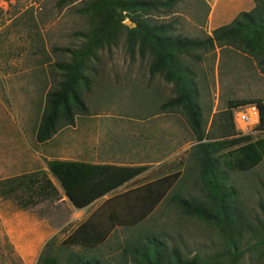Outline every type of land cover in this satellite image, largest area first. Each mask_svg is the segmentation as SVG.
<instances>
[{"label":"rangeland","instance_id":"374dc122","mask_svg":"<svg viewBox=\"0 0 264 264\" xmlns=\"http://www.w3.org/2000/svg\"><path fill=\"white\" fill-rule=\"evenodd\" d=\"M84 1L60 7L58 0H0V180L18 176L22 181L13 185L10 195H0V264H36L48 241V249L62 258L66 246L82 252L78 244L66 242L81 222L88 219L105 230L142 211L143 195L156 196L165 187V195L143 220L114 225L106 239L95 245L99 257L117 264L127 241L153 229L164 234L169 247L175 245L189 257L217 255L215 264H229L223 253L234 247L221 232L220 220L208 223L187 216L169 201L181 186L186 195H203L194 159L197 141L181 108H161L176 96L173 83L160 73L150 74V54L129 53L123 30L112 44L95 52L84 70L77 93L87 112L74 108L72 124L61 126L45 141L36 140L46 94L62 79L56 63L69 59L62 49L81 45L84 39L78 34L89 28L88 18L77 12ZM122 14L124 21L136 25L135 13ZM153 18L169 22L183 36L211 35L203 0H177L171 13ZM193 54L199 58L183 56L182 60L195 83L202 126L222 143L215 155L227 171V182L237 191L239 206L255 222L264 204V154L257 165L245 170L229 169L223 161L234 158L240 145L264 138V125L259 121L246 135L235 130L225 137L219 136L217 127L228 111L233 116L241 105L254 104L264 113V65L235 45ZM236 136L246 139L231 143ZM53 159L144 169L126 185L99 197L84 218L72 210L49 171L48 161ZM46 178L58 193L40 191ZM254 241L245 237L239 242L243 255L236 264H264V249L253 246Z\"/></svg>","mask_w":264,"mask_h":264},{"label":"trees","instance_id":"16d2710c","mask_svg":"<svg viewBox=\"0 0 264 264\" xmlns=\"http://www.w3.org/2000/svg\"><path fill=\"white\" fill-rule=\"evenodd\" d=\"M75 0H58L64 7ZM255 6L248 12L240 13L226 25L216 27L211 35L190 38L174 32L169 22H160L153 18L154 14H169L173 11L177 0H86L77 12L88 18L89 28L78 35L83 37L81 45L73 49H62L69 54V59L57 62L56 66L63 72L61 81L46 94V103L36 130V140L49 139L61 126L72 124L74 108L87 112V107L77 93V87L83 78L84 70L95 52L112 44L118 33L125 32L126 48L131 55L137 50L144 57L152 56L149 71L151 75L160 73L166 81L172 82L176 96L161 105L163 110L181 108L190 124L197 141L195 166L202 182L203 195L191 196L182 192V186L176 189L169 198L185 215L204 222L220 220V230L229 246L225 253L229 264H236L243 255L239 242L247 237L254 238L253 246L264 249V204H260L261 217L255 222L246 217L239 206L236 189L227 182V171L221 169V160L215 152L220 141H214L215 133L205 131L202 126L201 110L197 103V90L191 74L183 63V56L199 55L196 51H208L215 46L235 45L243 49L264 65V0H254ZM123 12L137 15L136 25L124 24ZM149 14V15H148ZM241 102H252L241 101ZM240 104V103H236ZM262 109V104L259 103ZM260 112V111H259ZM64 120V121H63ZM260 125H264V113L260 112ZM219 136L233 135L235 132L232 114L228 111L224 122L217 127ZM245 136L230 139L231 143L245 140ZM234 158L223 162L229 169H249L257 165L264 154V138L249 141L235 149ZM233 154V153H232ZM48 169L59 181L64 194L76 208H83L96 198L105 195L124 182L140 173L144 167L116 166L92 164L85 161L53 159L48 161ZM22 176V175H21ZM18 176L0 180V195H10L13 185L22 184ZM168 187L161 189L156 196H144L139 202L142 211L134 213L125 220L111 224L105 230L89 223L81 222L69 235L67 243H76L82 247L95 246L103 242L116 224L134 225L143 220L165 195ZM51 190L58 193L53 182L46 178L41 192ZM26 206V205H24ZM164 234L153 229H145L135 235L122 246L119 262L129 261L131 264H215L216 256L192 257L183 254L180 249L168 246L163 239ZM45 244L36 264H110L109 259L93 254L80 252L68 246L64 247L62 257L52 253ZM62 249V248H61ZM119 262L117 264H119Z\"/></svg>","mask_w":264,"mask_h":264},{"label":"crops","instance_id":"0c3cea01","mask_svg":"<svg viewBox=\"0 0 264 264\" xmlns=\"http://www.w3.org/2000/svg\"><path fill=\"white\" fill-rule=\"evenodd\" d=\"M207 7V25L209 28H211V31L219 26H223L226 24L231 23L235 17H237L242 12H248L255 6L254 0H203ZM92 164H100V163H92ZM57 180V179H56ZM131 180V179H130ZM130 180L124 182L120 186L116 188H121L122 186L126 185ZM58 181V180H57ZM59 183V181H58ZM54 184V182H53ZM60 185V183H59ZM56 189L58 190V187L54 184ZM61 187V185H60ZM62 188V187H61ZM63 191V189H62ZM64 194V191H63ZM64 196H66L64 194ZM101 197V196H100ZM67 198V196H66ZM99 199L96 198L91 203H89L87 206L83 208H76L71 201L67 198L68 202L71 204V208L74 211H80L82 217H87L89 214V209L95 204V202ZM88 214V215H87ZM74 218V217H72ZM83 218V219H84ZM137 224V223H136ZM82 247V246H81ZM82 252H85L87 254H93L99 257L96 251V246H89V247H82ZM101 258V256H100Z\"/></svg>","mask_w":264,"mask_h":264},{"label":"built area","instance_id":"2783aa9c","mask_svg":"<svg viewBox=\"0 0 264 264\" xmlns=\"http://www.w3.org/2000/svg\"><path fill=\"white\" fill-rule=\"evenodd\" d=\"M260 112L256 105L245 104L233 110L232 120L236 132L239 135H246L259 122Z\"/></svg>","mask_w":264,"mask_h":264},{"label":"water","instance_id":"95a60500","mask_svg":"<svg viewBox=\"0 0 264 264\" xmlns=\"http://www.w3.org/2000/svg\"><path fill=\"white\" fill-rule=\"evenodd\" d=\"M124 24L129 25V26H131V27L134 26V24H130L129 21H124Z\"/></svg>","mask_w":264,"mask_h":264}]
</instances>
